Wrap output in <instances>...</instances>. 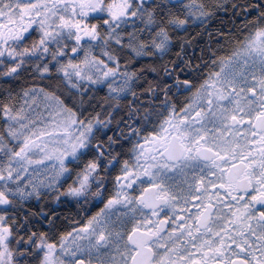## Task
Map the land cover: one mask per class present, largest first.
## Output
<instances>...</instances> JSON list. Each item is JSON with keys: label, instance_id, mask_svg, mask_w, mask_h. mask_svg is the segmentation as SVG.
<instances>
[{"label": "snow or ice", "instance_id": "6c2138e0", "mask_svg": "<svg viewBox=\"0 0 264 264\" xmlns=\"http://www.w3.org/2000/svg\"><path fill=\"white\" fill-rule=\"evenodd\" d=\"M0 264H264V0H0Z\"/></svg>", "mask_w": 264, "mask_h": 264}]
</instances>
